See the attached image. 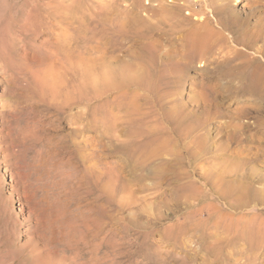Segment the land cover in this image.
I'll return each instance as SVG.
<instances>
[{
  "label": "rangeland",
  "instance_id": "374dc122",
  "mask_svg": "<svg viewBox=\"0 0 264 264\" xmlns=\"http://www.w3.org/2000/svg\"><path fill=\"white\" fill-rule=\"evenodd\" d=\"M8 1L10 15L0 21V264H264V103L213 92L226 85L212 80L217 71L204 59L186 71V81L169 83L168 95L155 90L146 71L144 89V81L122 94L103 89L114 81L109 70L121 71L145 47V39H121V21L127 28L139 13L149 23L161 5L183 0H94L102 10H118L90 20L81 55L62 14L50 23L21 15L32 0ZM256 3L237 2L235 13L264 29V8ZM144 92L162 97L160 105L139 108ZM176 112L187 113L178 129L169 123ZM79 114L89 121L75 123ZM149 125L172 129L171 138L147 158L138 153L143 165L132 170L123 155L137 148L132 138ZM186 125L200 135L201 154ZM98 130L105 136L99 151L112 166L105 175L85 173L80 161L86 138ZM184 153L193 161L178 157ZM18 169L33 207L19 189Z\"/></svg>",
  "mask_w": 264,
  "mask_h": 264
},
{
  "label": "bare ground",
  "instance_id": "6f19581e",
  "mask_svg": "<svg viewBox=\"0 0 264 264\" xmlns=\"http://www.w3.org/2000/svg\"><path fill=\"white\" fill-rule=\"evenodd\" d=\"M63 1L59 4L57 3V5H55V0H47L45 2L40 0L29 1L27 4L23 3L24 7H22L23 13L21 15L45 17L46 19H50V23H52V19L59 18L58 21H60L62 16L66 17L65 23L67 27L72 26L74 29L72 39L78 49L75 46L73 48L75 47V50L79 51L81 55L86 52L87 43L89 42L90 20L96 17L99 18L100 16L102 18L104 16L105 18L114 17L116 16L115 11L118 8L111 5V9L102 10L104 7H100L101 2L94 3L96 2L94 0H91V4H89V0ZM237 2H243V0H196L195 2L183 0L180 3L173 2L161 5L160 17L149 23H146V18L142 17L138 12H136L138 14L135 13V17L130 18L127 28L125 27V21H121V25L119 26V36L121 39L139 37L146 40L145 47L138 55L132 56L133 53H131V58L125 60L128 64L121 71L116 72L109 68V72L112 74L111 79L114 78V81L108 80L105 82L103 87L104 92L108 93L110 91L122 94L125 91L134 90L136 86L143 83L144 80L141 77V72L146 71L149 72L148 78L153 81L155 90L166 89V95H168L171 93L169 83L177 85L186 81L189 77L186 71L192 69L197 60L204 59L208 64L213 65L217 71L215 76H211L212 80L216 81L217 85H226L224 87H227L225 90L224 87L220 89L213 87V92L224 94L225 91L224 95L228 97L259 99L261 101L260 104L264 103V29L259 23L251 27L247 21L239 18L235 13ZM254 2L258 3L259 9L264 8V0H254ZM9 3L10 1L8 0H0V21L4 18L7 19L6 15H10L11 5ZM94 4L98 6L94 7ZM242 5L246 6L247 4L242 3ZM185 9L186 12H184ZM59 14H62V16ZM40 25V29L43 28V30L50 27L47 21H42ZM110 36L114 38L118 37L116 35ZM162 40L165 43H162ZM4 43H0V60L5 55L3 53L5 50ZM140 65L142 66L139 67ZM125 71L128 73H125ZM86 73L88 74V71ZM195 78L192 79L194 83L204 82L205 80L204 77ZM204 85L201 84V86ZM146 86L147 83L144 81V87L143 85L141 87L144 89ZM93 91H96V89ZM148 91L153 90L150 89ZM138 98L140 99L136 103L138 107L139 103L142 102L146 108H150L154 102L160 105L158 100L162 97L157 96L155 99L149 92H144ZM178 105L179 101L176 100L174 106ZM140 112L146 115L150 114V111H143L141 109ZM186 118L187 113L176 112L175 116L169 119V123L175 129H178L180 126H183ZM130 119H133V117H130ZM88 121V117L82 114H79L75 119V123L83 125ZM96 121L106 134L105 126L101 120L96 118ZM238 125L241 124L238 123ZM117 126L119 127L118 123ZM164 127L162 125L156 128L149 125L147 128H141L136 132L131 143L137 144V148L134 147L132 152L126 150L123 155V160L125 159L132 170L143 165V162L139 161L138 153L143 154L144 158H147L155 153L154 150L164 146L171 138L172 129ZM185 130L190 135V141L197 152L198 146L201 143L200 135L196 132L194 125H186ZM99 131L86 138V145L89 150L87 151V148L84 151L81 149L80 154L82 157L80 161L82 160L87 164L84 167V170L87 171L85 173L95 171L94 173L98 175H102V173L105 175L106 165H111L107 164L99 151L105 138ZM111 138L114 137L111 136ZM231 138L232 140L237 139L235 135H232ZM116 140L119 141L118 137ZM121 148L122 146L119 142L117 149L121 150ZM197 154L201 153L197 152ZM178 157L184 161H190L193 155L191 153H184ZM111 172L113 171H110L109 174ZM16 173L20 184L19 189L24 196V201L26 204H30L29 207L35 206V203H33L34 205L32 204V194L31 189L28 187L26 174L19 169L16 170ZM218 173L223 174V172ZM118 176H114L112 179L117 180ZM113 182L117 184L116 181ZM108 184L106 186L115 191L116 186L109 180ZM241 233L247 237L245 228H243Z\"/></svg>",
  "mask_w": 264,
  "mask_h": 264
}]
</instances>
